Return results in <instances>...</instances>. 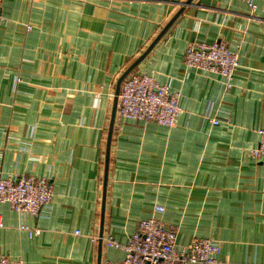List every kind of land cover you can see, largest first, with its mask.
I'll list each match as a JSON object with an SVG mask.
<instances>
[{"label": "crops", "instance_id": "crops-1", "mask_svg": "<svg viewBox=\"0 0 264 264\" xmlns=\"http://www.w3.org/2000/svg\"><path fill=\"white\" fill-rule=\"evenodd\" d=\"M186 1L3 0L0 178L44 176L55 193L37 218L0 205V254L25 264L123 260V249L103 242L100 254L94 240L116 82ZM254 1L252 14L246 0H193L135 68L180 92L182 110L173 127L116 118L104 235L125 244L155 215L178 230V247L208 237L228 264H264V167L250 156L264 129V0ZM193 40L238 53L232 89L186 67Z\"/></svg>", "mask_w": 264, "mask_h": 264}, {"label": "built area", "instance_id": "built-area-1", "mask_svg": "<svg viewBox=\"0 0 264 264\" xmlns=\"http://www.w3.org/2000/svg\"><path fill=\"white\" fill-rule=\"evenodd\" d=\"M252 14L257 5L254 0H246ZM3 0H0V19ZM30 29L31 26H28ZM184 64L188 68L220 76L227 90L234 86V78L240 67L237 52L222 41H190L184 53ZM181 94L171 89L170 84H162L154 76L136 69L122 81L117 117L134 121L156 122L173 127L181 112ZM214 124L221 121L210 118ZM250 156L264 167V129L259 131V141L250 149ZM54 182L44 176L22 174L18 177L0 178V205L7 203L20 213L35 218L50 207L54 199ZM157 212L164 207L157 206ZM4 221L0 213V228ZM22 230L35 235L38 230L23 224ZM76 234H80L77 230ZM99 237H95V242ZM107 247L123 249L125 256L120 263L110 260L103 264H228L220 259V245L208 237L195 236L185 245L178 247V230L153 215L140 219L137 228L127 243H121L114 235H103ZM0 264H25L21 258L0 254Z\"/></svg>", "mask_w": 264, "mask_h": 264}, {"label": "water", "instance_id": "water-1", "mask_svg": "<svg viewBox=\"0 0 264 264\" xmlns=\"http://www.w3.org/2000/svg\"><path fill=\"white\" fill-rule=\"evenodd\" d=\"M192 2L193 0H187L186 2L182 4L181 9L164 26V28L161 30L158 36L154 39V41L150 44V46L121 74V76L118 78L116 82L115 96H114L113 110H112V115H111L109 133H108L106 159H105V171H104V182H103V202H102L103 205H102V213H101V232L99 236V252L101 251L102 246H103L105 205H106V199H107L110 152H111V144H112V138H113V133H114L115 121L117 117V107H118L121 83L124 80V78L143 61V59L149 54V52L156 46V44L161 40V38L167 33V31L171 28V26L176 22L179 16L183 13L185 6L190 5ZM98 264H101V256L99 257Z\"/></svg>", "mask_w": 264, "mask_h": 264}]
</instances>
